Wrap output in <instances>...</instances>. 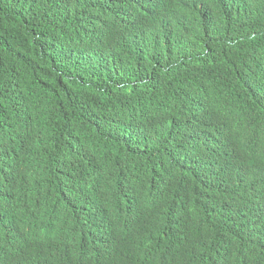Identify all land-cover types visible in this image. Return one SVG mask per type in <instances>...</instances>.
<instances>
[{"label":"trees","instance_id":"1","mask_svg":"<svg viewBox=\"0 0 264 264\" xmlns=\"http://www.w3.org/2000/svg\"><path fill=\"white\" fill-rule=\"evenodd\" d=\"M246 189V190H242ZM264 0H0V243L51 264H264ZM222 226H225L223 229Z\"/></svg>","mask_w":264,"mask_h":264},{"label":"clouds","instance_id":"2","mask_svg":"<svg viewBox=\"0 0 264 264\" xmlns=\"http://www.w3.org/2000/svg\"><path fill=\"white\" fill-rule=\"evenodd\" d=\"M93 0H87L88 3H90ZM246 190V189H242ZM227 205L229 209L235 214V221L227 228L228 238L229 239H235V237L238 235V232L240 230L238 224H242L240 218L238 217V211L240 207L246 206L248 210L251 213V217L253 220L262 223L261 213L263 211V203L255 198L253 195H251L250 192H236L232 198H229L227 200ZM224 229L225 226H222ZM241 236V242L240 245L244 249H252L259 246L260 243L264 244V239L255 234L252 233L242 224V234ZM14 250L17 249V247L14 244L10 243H0V264H51L46 262H33L29 259H18L16 258V255L14 254Z\"/></svg>","mask_w":264,"mask_h":264}]
</instances>
